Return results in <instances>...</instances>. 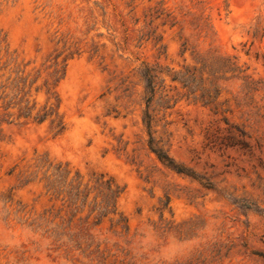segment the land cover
I'll list each match as a JSON object with an SVG mask.
<instances>
[{
	"label": "rangeland",
	"instance_id": "374dc122",
	"mask_svg": "<svg viewBox=\"0 0 264 264\" xmlns=\"http://www.w3.org/2000/svg\"><path fill=\"white\" fill-rule=\"evenodd\" d=\"M0 264H264V0H0Z\"/></svg>",
	"mask_w": 264,
	"mask_h": 264
},
{
	"label": "trees",
	"instance_id": "16d2710c",
	"mask_svg": "<svg viewBox=\"0 0 264 264\" xmlns=\"http://www.w3.org/2000/svg\"><path fill=\"white\" fill-rule=\"evenodd\" d=\"M144 79H145V82H146V87L147 89L149 90V93H152L153 92V76L151 75H144L143 76ZM174 80V79H173ZM149 117H147V121H146V127L150 130V123L148 121ZM148 145H149V149L150 151L157 157V159L167 168H169L170 170L178 173V174H186L184 171V169L178 167L177 165H175L173 163V161L166 155V153L160 149L159 147H156L153 143V139L150 137L149 139V142H148ZM107 188L109 191H111V183L110 181L107 182ZM113 193V191H112Z\"/></svg>",
	"mask_w": 264,
	"mask_h": 264
}]
</instances>
